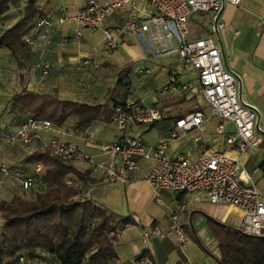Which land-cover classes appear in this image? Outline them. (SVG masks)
<instances>
[{
	"label": "crops",
	"instance_id": "obj_1",
	"mask_svg": "<svg viewBox=\"0 0 264 264\" xmlns=\"http://www.w3.org/2000/svg\"><path fill=\"white\" fill-rule=\"evenodd\" d=\"M8 16L0 20V35L21 17L11 22ZM202 19L207 24L193 18L201 34L193 36L190 24V37L213 38L224 67L236 79L239 101L257 113L254 139L261 145L253 152H245L241 158L252 183L264 195V0H242L239 6L224 5L216 18L222 27L214 34L210 27L215 20L205 15ZM125 20V16L115 10L106 16L103 27L116 29ZM7 23L10 25L4 28ZM92 35L97 38L99 48L93 45L91 38H77L72 26H59L53 28L49 43L44 44L34 27L27 35L31 44H26L23 51L13 55L8 49L0 47V159L9 170L7 177L0 174V201L9 202L16 193L23 192L17 176L34 179L26 195L30 199L46 189L41 175L35 172L39 165L27 161L29 156L38 152L37 142L23 146L7 139L28 117V114L5 110L7 101L22 89L56 94L62 100L88 105H100L112 97L111 110L116 104L124 102L157 108L162 113L161 121L153 125H132L128 129L131 136L139 138L146 146L169 138L175 129V121L182 115L201 111L205 122L187 136L171 140L168 154H182L196 159L204 154L224 152L233 158L238 157L235 149L225 142L227 135L235 134L234 125L225 122L223 129L218 130L220 120L207 108L195 72L185 66L175 52H156V46L145 34H125L115 50L105 52L102 30L93 31ZM172 77L178 84L189 85V91L164 93L169 96L161 99L157 91L160 87L166 88ZM118 78L122 80L120 85L116 84ZM120 88L124 93L115 99V89ZM73 124L74 119L70 118L64 125H53L41 135L45 140L76 144L91 157V163L79 168L88 171L92 179L87 184L77 185L80 197L91 199L119 216H131L136 222V225L126 226L114 236L118 264H130L144 252H148L150 264H217L206 253L219 258L218 243L209 230L207 219L238 227L242 220L240 210L212 205L202 194L188 195L183 227L192 233L193 239L190 237L183 245L172 237L151 236L145 243L141 236L144 231L152 234L156 228H169L178 194L163 191L157 201L149 187L141 181L139 173L132 174L126 185L106 183L102 171H93V167L96 163L109 162L103 151L104 146L118 138L114 123L94 121L78 131ZM18 145L20 148H17ZM140 166L142 170H147L151 163L141 161ZM3 224L0 218V228ZM37 256L30 264H59L46 252L38 251Z\"/></svg>",
	"mask_w": 264,
	"mask_h": 264
},
{
	"label": "built area",
	"instance_id": "obj_2",
	"mask_svg": "<svg viewBox=\"0 0 264 264\" xmlns=\"http://www.w3.org/2000/svg\"><path fill=\"white\" fill-rule=\"evenodd\" d=\"M241 2L242 0H86L75 14L42 16L34 25L44 44L49 43L54 27L72 26L75 36H80L83 30H102L105 52L115 50L125 34H145L156 46V52H175L181 62L195 72L207 108L220 120L218 130L223 129L225 122L234 125L235 134L227 135L225 142L235 149L238 154L236 158L224 152L204 154L196 159L182 154L170 156V141L183 138L200 128L206 119L203 112L182 115L175 121V129L169 134V138L146 146L139 138L131 136L128 129L132 125L158 123L162 119L160 110L136 102L118 103L114 106L113 123L118 138L104 146L103 152L108 156L109 162L96 163L93 171L101 170L105 182L113 186L126 185L132 174L139 173L141 181L150 188L157 201L163 191L178 194L175 209L170 215L169 228H156L152 234L144 231L141 236L145 243L151 236L172 237L183 245L188 242L183 219L185 199L191 194L204 195L212 205L240 210L242 220L238 229L251 236H264V195L252 183L241 158L245 152H253L259 145L254 139L257 113L239 101L236 79L224 67L220 50L213 38L190 37V18L193 15L203 14L208 19H214L215 22L210 27L214 34L222 27L216 18L223 6H239ZM115 10L125 16V22L116 29H105L104 19ZM25 43L30 45L31 40L26 37ZM178 90L187 92L189 85L178 84L172 77L163 91L172 94ZM161 93V90L157 91V94ZM52 126L49 121L28 118L7 139L23 146L37 142L38 153L58 158L76 168H84L91 163V157L78 145L56 139L45 140L41 134ZM141 161L150 162L151 167L142 170ZM35 172L42 175L41 166L35 168ZM0 174L5 177L9 175V170L1 159ZM17 181L23 192H28L34 184L32 177L17 176ZM68 184L72 185L70 181ZM79 199L83 200L82 197ZM130 264H150V259L142 253Z\"/></svg>",
	"mask_w": 264,
	"mask_h": 264
},
{
	"label": "trees",
	"instance_id": "obj_3",
	"mask_svg": "<svg viewBox=\"0 0 264 264\" xmlns=\"http://www.w3.org/2000/svg\"><path fill=\"white\" fill-rule=\"evenodd\" d=\"M14 3L0 0V20L8 15ZM35 3L36 0H29L21 17L0 35V47L13 55L25 49V38L43 16ZM121 83L118 78L116 84ZM112 99L100 105H88L62 100L56 94L22 89L7 101L5 110L28 114L24 121L43 119L58 127L73 118L74 129L78 131L94 121L112 123ZM27 161L41 166L46 189L36 193L33 199L22 192L9 202L0 201L4 221L0 228V264L33 263L38 251L53 256L59 264H118L114 236L126 226L136 225L133 218L119 216L91 199H79L77 185L92 181L88 171L38 152ZM207 220L218 243L219 258L206 253L217 264H264V236H251L212 218ZM184 230L190 238L192 233ZM143 254L149 256L148 252Z\"/></svg>",
	"mask_w": 264,
	"mask_h": 264
},
{
	"label": "rangeland",
	"instance_id": "obj_4",
	"mask_svg": "<svg viewBox=\"0 0 264 264\" xmlns=\"http://www.w3.org/2000/svg\"><path fill=\"white\" fill-rule=\"evenodd\" d=\"M28 1L29 0H22L10 6V11H9L10 13H8L9 14L8 17H10V19L12 20L11 22H13L17 17L23 14V9L27 5ZM85 1L86 0H36L35 7L37 9H40L43 12V16L50 15L51 17H53L59 14L60 15L64 14V13L75 14L81 8V6L84 4ZM193 18H199L202 24H207V21L203 20L202 16L199 14H195L190 20L193 36L198 37L201 34V29L198 26V24L193 20ZM9 25L10 23H7L4 28L8 27ZM92 34L93 32L91 33L90 31L83 30L81 31L80 36H77V38H80V39L81 38L82 39L91 38L92 42L94 43L93 45L95 46L97 45V47L99 48V45L97 44L98 43L97 38L94 37V35ZM160 90L163 92L162 94L159 95L161 99L167 98L166 96H169V95L164 94L163 87L162 88L160 87L159 91ZM115 91H116L115 99H117V97L120 98L121 95L124 93L121 88L119 90L115 89ZM17 148H20L19 145ZM27 193L28 192H26L25 194L28 195ZM238 227H235V228H238ZM191 237L193 239L194 236L191 234Z\"/></svg>",
	"mask_w": 264,
	"mask_h": 264
}]
</instances>
